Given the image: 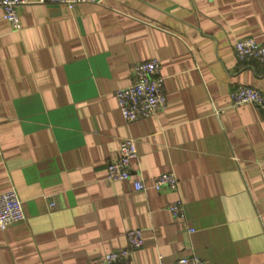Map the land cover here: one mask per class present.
Instances as JSON below:
<instances>
[{
	"label": "crops",
	"instance_id": "obj_1",
	"mask_svg": "<svg viewBox=\"0 0 264 264\" xmlns=\"http://www.w3.org/2000/svg\"><path fill=\"white\" fill-rule=\"evenodd\" d=\"M18 15L16 31L0 11V194L25 219L0 231V264H93L134 229L144 245L116 264H264V110L229 106L239 86L264 95V66L233 52L264 44V0H27ZM151 59L166 107L127 123L115 92ZM125 138L131 176L108 182ZM163 173L176 190L149 187Z\"/></svg>",
	"mask_w": 264,
	"mask_h": 264
},
{
	"label": "built area",
	"instance_id": "obj_2",
	"mask_svg": "<svg viewBox=\"0 0 264 264\" xmlns=\"http://www.w3.org/2000/svg\"><path fill=\"white\" fill-rule=\"evenodd\" d=\"M100 0H37L40 4L65 6L72 9L80 4L99 3ZM27 3V0H0L1 18L5 20L13 30L21 29L18 8ZM233 52L239 63L257 62L264 66V44L257 43L254 39L247 38L236 42ZM164 77L160 72V64L151 59L139 62L132 67V82L129 86L117 90L115 98L118 112L121 118L131 123L139 119H146L166 107V95L164 92ZM250 104L264 110V95L258 90L239 86L230 92L229 106L236 107ZM222 109H215L217 115ZM136 157V144L132 138L121 140L117 157L106 166V180L108 182H120L128 180L131 176V162ZM177 178L173 173H163L152 178L149 185L155 191H174L177 188ZM135 191H143L147 186L141 181H134ZM167 211L174 218H182V202L175 201L168 205ZM25 219L22 202L13 189L0 194V231ZM264 232V228H263ZM126 247L106 253L93 264H116L129 258L132 251L144 245L142 231L131 230L127 233ZM175 264H205L198 256L192 254L181 257Z\"/></svg>",
	"mask_w": 264,
	"mask_h": 264
}]
</instances>
